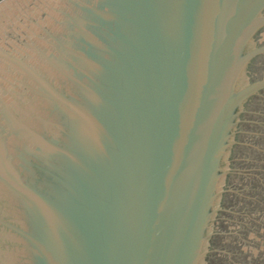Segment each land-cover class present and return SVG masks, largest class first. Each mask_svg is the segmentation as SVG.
<instances>
[{"label": "water", "instance_id": "obj_1", "mask_svg": "<svg viewBox=\"0 0 264 264\" xmlns=\"http://www.w3.org/2000/svg\"><path fill=\"white\" fill-rule=\"evenodd\" d=\"M264 0H0V264H207Z\"/></svg>", "mask_w": 264, "mask_h": 264}, {"label": "flooded vegetation", "instance_id": "obj_2", "mask_svg": "<svg viewBox=\"0 0 264 264\" xmlns=\"http://www.w3.org/2000/svg\"><path fill=\"white\" fill-rule=\"evenodd\" d=\"M255 40L264 46V25ZM248 74L252 81L264 78V51ZM236 139L207 264H264V88L247 100Z\"/></svg>", "mask_w": 264, "mask_h": 264}]
</instances>
